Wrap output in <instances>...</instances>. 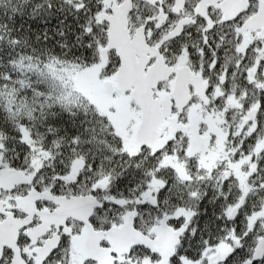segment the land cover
Masks as SVG:
<instances>
[{
    "label": "snow or ice",
    "instance_id": "1",
    "mask_svg": "<svg viewBox=\"0 0 264 264\" xmlns=\"http://www.w3.org/2000/svg\"><path fill=\"white\" fill-rule=\"evenodd\" d=\"M0 264H264V0H0Z\"/></svg>",
    "mask_w": 264,
    "mask_h": 264
}]
</instances>
